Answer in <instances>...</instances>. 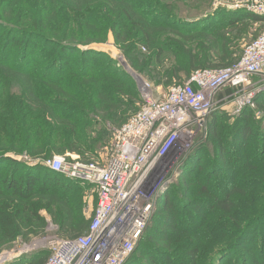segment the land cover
<instances>
[{
  "label": "trees",
  "instance_id": "16d2710c",
  "mask_svg": "<svg viewBox=\"0 0 264 264\" xmlns=\"http://www.w3.org/2000/svg\"><path fill=\"white\" fill-rule=\"evenodd\" d=\"M227 13L219 27L179 22L158 0H0V251L13 249L18 238L43 235L41 212L55 217L65 235L87 232L81 198H75L78 181L6 156L84 155L97 142L86 139L93 117L126 119L124 107L138 100L134 81L106 54L85 48L111 38L132 67L153 65L159 76L160 59L172 52L174 62L161 80L168 85L181 72L189 76L237 61L221 31L263 19ZM214 34L222 65L209 66L204 39ZM193 39L195 51L188 47ZM140 46L149 53L141 55ZM255 113L247 109L232 123L210 115L205 142L157 201L125 264H264V183L251 176L261 162L264 168V129L258 131ZM93 156L100 162V154ZM38 259L22 256L4 264L44 263Z\"/></svg>",
  "mask_w": 264,
  "mask_h": 264
},
{
  "label": "built area",
  "instance_id": "2783aa9c",
  "mask_svg": "<svg viewBox=\"0 0 264 264\" xmlns=\"http://www.w3.org/2000/svg\"><path fill=\"white\" fill-rule=\"evenodd\" d=\"M231 9L259 16L264 23V0H239ZM263 76L264 25L233 66L194 71L161 99L142 85V106L113 133L115 150L103 166L48 160L51 171L93 188L96 205L85 234L41 243L49 251L45 264H125L147 227L155 194L164 193L179 176L195 133L219 103L214 101L217 92L231 87L239 113L264 89L263 82L253 83Z\"/></svg>",
  "mask_w": 264,
  "mask_h": 264
},
{
  "label": "rangeland",
  "instance_id": "374dc122",
  "mask_svg": "<svg viewBox=\"0 0 264 264\" xmlns=\"http://www.w3.org/2000/svg\"><path fill=\"white\" fill-rule=\"evenodd\" d=\"M162 4L168 5L173 15L177 16V20L184 21L187 23L191 22H200L205 21V24H211L215 23V26L219 24V27L222 23H224L228 18H230L229 13H234L231 9V6L235 5L236 2L239 0H158ZM226 12V13H224ZM250 14V13H249ZM241 19H245L246 17L240 16ZM218 21V22H217ZM222 22V23H221ZM263 21L261 22H255L251 21L246 25L241 26L237 31H233L227 29L226 31H221V34L223 37L230 39V52L231 56L233 58L236 57L237 61L233 63L230 66H233L234 64L238 63L242 56L243 48L254 38L258 36V34L261 32L263 28ZM217 27V29L219 28ZM219 35H209L207 36L204 41L206 42V46L209 47L208 57L209 61L206 63L209 66L212 65H222L221 61V47L219 43ZM196 43H198V39H193L189 44L188 47H190L192 50H196ZM85 49L94 50L98 52H102L106 54L109 58H111L115 63H117L118 66L123 68L125 72L132 78V80L135 83V86L138 90V100L133 101V106H127L124 107L125 110V116L126 119H122L121 121H118L116 123L111 121H105L102 119V117H93V123L91 127L89 126L86 131V139L87 142L89 139H91V145H94V141H97L95 143V149H92L90 151H87L84 155H77L72 153H64V154H54L51 159L54 157L61 158L64 160L66 164L73 163L75 161H79L81 164L89 165V164H95L98 166H103L106 161L110 158V155L115 150V145L112 139V135L115 131L122 128L138 111V109L142 106V96H141V87L142 85L145 88H148V90L151 91L152 95L157 98L161 99L164 95L167 94V91L172 87V85H180L183 84L188 77L193 73H191L189 76L185 75V73H179L177 77H174L168 85H165L164 83H161V80H165L164 75L167 77V67L170 66L174 62V57L172 56V52L168 54H164L162 58L160 59V67H158L160 76L158 75L157 70L153 67V65H150L147 68H143L142 71H139L132 67L125 56L123 55L122 51L116 46L114 41L111 38H108V40L104 43H95L91 44ZM139 51L141 55H146L149 52L144 48V46L139 47ZM228 66V67H230ZM224 68V67H222ZM226 68V67H225ZM211 70V69H206ZM188 76V77H187ZM163 77V79H161ZM187 77V78H186ZM166 81V80H165ZM263 82L264 83V76L263 77H254L253 83L256 84L257 82ZM170 87V88H169ZM169 88V89H168ZM234 93V90L231 87H225L221 89L217 94L215 95L214 101L219 102L215 107L213 113H217L218 115L221 114L227 118V121L229 123L234 122L235 119L240 117V115L247 109L255 110L256 113L254 114L255 120L258 122V131H263L264 129V99L261 101L259 99L260 96L264 95V89L259 91L257 94H255L251 100L252 104L245 108H243L239 113H236L237 110V101H238V95L231 96ZM242 94V92H241ZM207 117L205 124L202 128H199V130L195 133V136L192 141V148L187 153L185 158L183 159L182 164L184 161L190 156V154L194 151V149L201 144V142H205L206 139V133H207V124L209 121V117ZM94 153L100 154V162H96L94 159ZM7 157L12 158L13 160L20 161L23 164H26L28 167H34L35 165H42L45 168L49 169L47 167L48 160H40L41 157H31L25 152L23 153H14V152H8L6 154ZM180 166V167H181ZM263 162H261L258 166H256L255 174H252L251 176H257L256 179H258V184L261 186L264 183V168H262ZM179 167V169H180ZM179 177V176H178ZM177 177V178H178ZM176 178V180H177ZM174 182H172L169 186L173 185ZM81 188L80 194L75 195V198H81V213L84 216V219L87 221L88 224H90L92 217L94 215V208L96 205V195L90 186L76 182ZM168 186V187H169ZM167 187V188H168ZM166 188V190H167ZM154 194V193H153ZM152 194V195H153ZM163 194V193H162ZM162 194H155L154 197V205L153 209L150 215V220L147 224V226L150 224V221L157 209V201L161 198ZM53 198V203L55 206H60V200L58 198ZM55 206L53 208L55 209ZM258 206V203H257ZM41 215L45 218V229L44 234L41 236H33L30 237L28 240H24L23 238H18L16 240L15 246L13 249H3L0 251V264L6 263L10 258L13 256L19 255L22 256H34L39 255V259L44 258V263H46L49 251L48 246L41 244L51 242L56 239H73L77 238L79 236H82L84 229L80 232H75L74 234L65 235L61 231V227L59 224L55 221V217L52 215L41 212ZM73 219H71L73 222L76 223V214H72ZM81 228H85L81 227ZM66 236V237H65ZM221 261H218L216 264H220ZM144 263V261L142 262Z\"/></svg>",
  "mask_w": 264,
  "mask_h": 264
}]
</instances>
